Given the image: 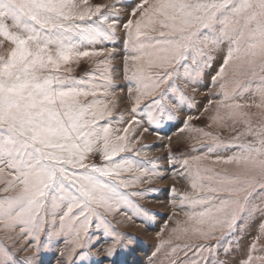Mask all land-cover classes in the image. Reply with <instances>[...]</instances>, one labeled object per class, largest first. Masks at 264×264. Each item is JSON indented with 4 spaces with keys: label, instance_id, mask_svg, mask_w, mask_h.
<instances>
[{
    "label": "snow or ice",
    "instance_id": "6c2138e0",
    "mask_svg": "<svg viewBox=\"0 0 264 264\" xmlns=\"http://www.w3.org/2000/svg\"><path fill=\"white\" fill-rule=\"evenodd\" d=\"M121 2L115 0L103 11L109 6H89L88 0H0V47L8 44L5 54H0V192L5 193L0 196V226L19 228L21 235L38 240L45 224L54 226L58 217L61 229L74 237L69 259L76 248L85 247L93 216L104 219L111 229L106 259L131 243L130 234L115 229L105 213L115 214L124 207L138 218L148 216L130 198L148 190L124 191L161 175L156 162L143 153L149 146L136 148L143 134L137 135L142 126L141 102L147 100L144 107L156 109L144 113L150 126H159L165 114L172 119L176 105L189 101L177 81L195 83L188 72L189 58L212 60L208 45L227 44L212 80L221 81L219 107L229 110L233 122L243 118L245 131L234 138L237 142L226 145L213 137L214 143L207 146L208 152L236 149L231 156L216 158L234 165L231 173L202 170L188 159L181 161L183 171L177 174L187 178L195 191L180 193L173 187L171 192L180 198L177 206L191 207L185 222L191 224L172 232L178 233L177 239L189 240H208L225 230L231 233L254 194L264 193V122L254 124L250 114L242 111L246 105L236 100L246 90L240 86L241 78L248 77L259 81L256 107L264 108V0H140L131 10L133 18L122 25L128 38L126 50L131 53L125 57L126 75L130 73L127 79L135 86L128 88L133 104L126 123L123 113L113 115L115 105L108 100L112 51L98 61L105 65L99 70L100 83L95 82L96 73L79 79L70 75L72 64L104 55V50L83 46L114 39L121 19L116 4ZM229 73L235 84L231 92L222 82ZM213 119L224 117L217 111ZM114 122L125 126L113 127ZM242 135L251 139L238 142ZM97 152L102 154L101 165L88 162ZM130 152L135 159L127 155ZM142 153L143 160L139 159ZM170 162L175 160L170 157ZM256 241L251 251L256 250ZM212 247L186 243L172 250L183 252L186 259L181 264H208L204 254ZM253 260L264 264V256L251 254L242 264ZM0 264H31V260L18 261L0 241Z\"/></svg>",
    "mask_w": 264,
    "mask_h": 264
},
{
    "label": "rangeland",
    "instance_id": "374dc122",
    "mask_svg": "<svg viewBox=\"0 0 264 264\" xmlns=\"http://www.w3.org/2000/svg\"><path fill=\"white\" fill-rule=\"evenodd\" d=\"M79 2V0H78ZM140 0H122L116 4L120 10V27L117 28L115 37L112 41H100L91 45H84L83 48L90 50H104V55L91 58H83L78 63L71 65V76L79 79L86 74L96 73L95 82L100 83L99 70L105 65H99L98 61L105 60L108 57V51H112V56L108 57L110 64V77L112 87L109 88L111 95L108 97L110 105H115L113 115L124 114L125 123L131 115L133 99L128 93L129 87H135L127 79L125 70V57L131 53L126 50L127 35L122 25L130 16L131 10ZM115 3V0H88L89 6L108 5L109 8L102 9L108 11ZM95 19V18H93ZM212 60L206 63L200 59L194 61L191 57L188 61V72L195 77V83H189L185 79H180L177 83L183 86L189 101L176 105L175 115L172 119L167 118V114L161 119L159 126H150L147 122L145 112H155L144 107L147 100L141 102V114L138 119L142 121V126L137 130V135L143 133L136 148L142 145L149 147L143 149L147 153V159L154 160L158 165L157 171L160 176L152 179L150 183L140 182L133 184L124 191L128 193L148 190L144 195L130 197L132 201L140 205L147 211V218H138L131 210L122 207L119 212L105 213L107 220L111 225L121 233H128L131 236V243L123 251L118 252L111 258L106 259V249L111 244L110 232L104 219L93 216L88 227L87 236L84 238V248H76L71 259L68 258V252L72 248L73 236L68 231L62 230L59 219L53 226L46 223L44 231L39 234L38 240L31 236H23L20 229L8 230L0 226V241L5 243L14 253L18 261L24 258H30L31 264H181L185 261L183 252L177 248L173 252V246L184 245L186 243L207 244L213 246L211 251L205 252V260L208 264H242L249 254L254 257L264 256V233L261 232V225L264 224V193H257L251 198V202L245 206L239 213L235 229L225 234H217L214 238L208 240L200 239H177L178 233H173L172 229L186 227L191 224L188 221L186 213L192 211L191 207L185 205L179 207L180 198L174 196L171 189L175 187L177 192L193 194L195 190L191 188L190 181L178 175L181 168V161L188 159L193 167L199 166L203 169H211L217 173L233 172L235 166L217 162V157H227L233 155L236 149L222 148L208 152V145L214 143L213 137L218 138L223 144H231L235 137L245 131L243 118H237L235 122L227 116L228 109L220 108L219 101L223 98L221 93V81L213 83L212 78L218 72L223 63L227 52V44L219 48L206 46ZM83 50V49H82ZM131 67V62H129ZM185 69L180 68L183 75ZM226 89L231 92L235 87L232 74L222 81ZM259 81L251 78H241V88H246L236 100L242 105H246L242 111L250 114L253 123L264 122V108H257L260 103V97L255 89ZM135 95V92H133ZM91 99V98H89ZM171 100V97H169ZM209 101H212L209 104ZM175 103V101H171ZM250 105V107H249ZM207 109V110H206ZM217 111L223 120H214ZM189 117L191 119H189ZM185 123L188 127L185 128ZM124 123H113V127L123 128ZM147 128V132H143ZM183 129V130H181ZM204 133H211V136H205ZM251 137L247 135L240 136L238 142H246ZM135 149H133V152ZM139 159H145L144 154ZM123 155V154H122ZM130 158L133 153H127ZM170 157L175 163L170 162ZM194 157H201L199 161ZM89 163L103 164L102 154L97 152L91 154ZM210 174V173H206ZM125 176L130 174L125 173ZM3 184H0V188ZM5 193L0 192V196ZM173 200L176 204H173ZM66 210V209H65ZM200 209L197 208V211ZM62 214V213H61ZM51 220V216L47 218ZM179 222V224H178ZM260 239L256 241V237ZM161 241H164L161 245ZM256 241L255 251H251V245ZM24 250L21 251L20 249ZM159 248V250H157ZM191 257V252H189ZM253 264H260L253 260Z\"/></svg>",
    "mask_w": 264,
    "mask_h": 264
},
{
    "label": "crops",
    "instance_id": "0c3cea01",
    "mask_svg": "<svg viewBox=\"0 0 264 264\" xmlns=\"http://www.w3.org/2000/svg\"><path fill=\"white\" fill-rule=\"evenodd\" d=\"M8 47L7 42H5L3 47H0V54H5V49Z\"/></svg>",
    "mask_w": 264,
    "mask_h": 264
}]
</instances>
